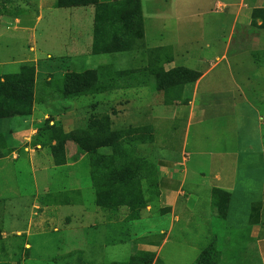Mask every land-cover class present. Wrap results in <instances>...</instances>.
<instances>
[{
    "label": "crops",
    "instance_id": "obj_1",
    "mask_svg": "<svg viewBox=\"0 0 264 264\" xmlns=\"http://www.w3.org/2000/svg\"><path fill=\"white\" fill-rule=\"evenodd\" d=\"M139 1L144 30V3L157 14L155 8L169 0ZM196 2L195 15L200 20L196 33L199 31L200 35L191 30L194 36H187L185 42L179 24L168 25L157 16L153 20V27L167 26L168 33L162 36L164 42L157 46L172 50L173 61L164 65L165 72L179 68L192 72V80L182 89V99L186 92L190 95L187 102L165 105L163 92L151 83L130 86L132 78H143L142 72L133 77L120 69L121 62H114L112 67L106 62L98 64L111 68L108 75L112 76L96 75L110 87L98 93L100 105L113 104L122 119L130 113L131 123L135 122L134 118L155 128L163 127L161 137L155 132L153 142L145 149L156 171L144 180L147 185L152 178L154 193L147 192L152 197L147 196L145 209L139 218L131 221L134 229L133 225L140 222L144 233L134 232V237L116 242L123 251L116 264H128L132 257L141 259L144 255L145 261L137 264H264V16L261 13L264 0ZM51 7L56 8L52 4ZM13 25V28L0 25V40L16 33L35 44L34 25H22L19 18ZM238 32H242L239 37ZM30 50L34 53V48ZM95 53L88 54L87 62L92 61L91 56L119 55L117 50L113 54L106 50ZM25 63L36 60L27 59ZM4 64L1 62L0 66ZM68 67L58 71L57 80L71 73L66 70ZM124 74L128 80L125 85ZM5 75L0 71V78ZM159 94L162 102L157 99ZM253 96L260 100L254 102ZM126 101L129 104L123 105ZM72 104V99L51 91L50 100L33 102L28 116L1 120L0 161L18 160L20 153H27L38 163L50 157L55 171L73 165L69 162L73 157L67 151L68 138L51 135L49 140L36 141L32 147L39 125L53 113L51 125L63 129L68 125L58 122L71 118L68 108ZM56 145L57 157L62 162L54 163L51 153ZM85 214L90 218L88 228L92 226V218L95 222L101 217L102 223H108L106 213L99 207L84 210ZM4 240L5 232L0 229L2 258L9 249V243Z\"/></svg>",
    "mask_w": 264,
    "mask_h": 264
},
{
    "label": "rangeland",
    "instance_id": "obj_2",
    "mask_svg": "<svg viewBox=\"0 0 264 264\" xmlns=\"http://www.w3.org/2000/svg\"><path fill=\"white\" fill-rule=\"evenodd\" d=\"M83 1L78 0L77 3ZM90 1L96 2L93 9L52 8L51 4L55 6L56 0H0V25L7 24L13 28V21L19 18L22 25H34L35 29V44L16 33L0 40V63H5L0 66V71L7 74L0 81L8 75L20 73L23 66H32L34 101H48L55 85L61 86L62 79L57 80L60 78L58 71L68 66L66 70L71 73H89L90 76L99 73L112 78L111 74L108 75L111 68L107 66L121 62L120 69L124 73H132L133 77L140 75L147 64V49L161 45L164 42L162 36L168 33L167 26L156 24L153 27L156 16L168 25L179 24L184 42L187 36L193 37L194 33L200 35L199 31L196 33L200 24L195 15L196 0H169L167 4L155 8L157 14L144 3L145 39L144 30L140 31L142 8L139 0H135L139 4L133 0ZM104 27L106 32L101 31ZM191 30L194 33H190ZM241 35L242 32H238V37ZM101 39L104 42L99 43ZM31 48H34V53ZM105 49L108 53L117 50L119 55L91 56L92 61L87 62L88 54H97ZM27 59H35L36 63L23 64ZM103 62H106V68L98 65ZM125 75L122 77L123 85L128 81ZM132 79L134 84L130 86H141L144 82L143 78ZM96 82V85H87L86 94L70 97L74 102L68 108L72 116L58 122L59 125L61 121L68 123L64 129L50 124L55 117L53 113L50 119L39 125L32 142L34 147L38 141L49 140L51 135L68 138L67 151L73 157L69 158V162L73 165L55 171L50 157L38 163L27 153H20L18 160L0 161V229L6 235L4 242L9 243V249L3 253L4 258L0 256V264H116L115 261L120 260L123 253L122 246H116V242L134 237V232L138 235L144 233L140 222L133 225L134 229L131 228V221L139 218L145 209L147 196L152 197L147 192L154 193L152 178L147 185L142 179L151 171H156L145 149L153 142L155 132L161 137L163 127L155 128L151 123L138 122L134 118L135 122L131 123L129 112L128 118H119L118 113L121 112L115 111L113 104L100 105L98 102V93L110 88L109 83L106 80L100 82L97 78ZM159 95L157 99L162 102L163 97ZM189 96L186 92L183 96L185 100H182L187 102ZM252 99L254 102L260 100L255 96ZM124 104H129V101ZM136 108L132 110L137 111ZM106 116L111 123L109 137L103 141L110 144L98 153L93 150L99 143L98 136L88 131L87 127L91 118ZM5 123L8 121L1 125ZM66 131L70 132L66 134ZM139 138L147 141L140 144ZM83 142H87L92 150L88 155L78 148V144ZM60 144L63 146L64 143ZM55 152L54 155L52 149L54 163L62 162ZM92 166L97 168L96 172L92 171ZM98 186L102 188L101 194L97 193ZM100 203L105 207H99L97 204ZM95 207L106 213L108 223H102L101 217H97L99 219L95 222L92 218V226L88 228L90 218L87 219L88 214L83 215V211H93Z\"/></svg>",
    "mask_w": 264,
    "mask_h": 264
},
{
    "label": "trees",
    "instance_id": "obj_3",
    "mask_svg": "<svg viewBox=\"0 0 264 264\" xmlns=\"http://www.w3.org/2000/svg\"><path fill=\"white\" fill-rule=\"evenodd\" d=\"M77 2L78 0H56L55 7L58 9H67L75 7H86L96 4V2L93 3L90 0H85L82 3ZM133 2L137 1L133 0ZM137 4L139 3L137 2ZM108 11L109 10L104 12V14H107ZM262 15H264V13H262ZM139 20L141 29L140 31H142L143 24H141V15ZM99 30L100 29L98 28V31ZM106 30L107 28L104 27L101 31L106 32ZM93 34H95V29ZM102 39L101 41L99 40V43L104 42L102 41ZM105 50L108 51V49ZM109 50L112 51L111 48ZM146 56L147 64L146 67L142 70L143 81L151 84L153 81L152 85L155 87V89L157 91L163 92L162 94L164 96L165 105H171L172 103L177 101L184 102V100H182V89L184 85L192 80V72L180 68L165 72L164 65L169 64L173 61V54L170 47H157L147 49ZM88 84L89 86L97 84L96 76L94 73H92L91 76L89 75V73H69L62 79L61 86L55 85L56 87L51 91L60 93V95L64 98H70L86 94L87 92H85L84 90H86ZM34 86V68L32 66H23L20 73L8 75L3 79V81H0V121L15 117H25L31 113L32 104L34 102ZM110 123L111 122L109 116L102 117L101 119L91 118L88 123V131L93 132L98 136L97 138L99 139V143L93 149L98 153H100L101 150L109 147L110 142L108 144L103 140H107L109 137V135L107 137V134H109ZM74 140L75 139H73V141ZM146 141L147 140L139 138L140 144H144ZM78 148H80L81 151L86 155H88L92 151L87 142H83L80 145L78 144ZM53 150L55 155V151H57V145L53 148ZM1 156L2 154L0 153V157ZM92 171L96 172L97 168L92 166ZM153 174L154 171H151L142 179H146ZM96 188L97 193L101 194V186H98ZM108 202H111V200H108ZM97 205L101 208L105 207L103 203ZM146 258V255L142 256L141 259L132 257L131 261L128 264L142 263V260L144 262Z\"/></svg>",
    "mask_w": 264,
    "mask_h": 264
}]
</instances>
